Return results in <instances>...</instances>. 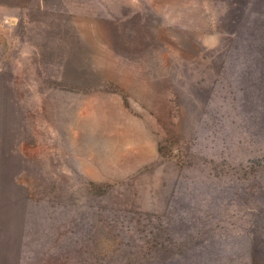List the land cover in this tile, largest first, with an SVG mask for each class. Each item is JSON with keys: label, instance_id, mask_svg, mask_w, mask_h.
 I'll return each instance as SVG.
<instances>
[{"label": "rangeland", "instance_id": "1", "mask_svg": "<svg viewBox=\"0 0 264 264\" xmlns=\"http://www.w3.org/2000/svg\"><path fill=\"white\" fill-rule=\"evenodd\" d=\"M0 264H264V0H0Z\"/></svg>", "mask_w": 264, "mask_h": 264}]
</instances>
